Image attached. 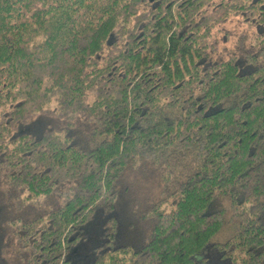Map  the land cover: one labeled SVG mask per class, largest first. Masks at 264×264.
<instances>
[{
  "label": "trees",
  "instance_id": "obj_1",
  "mask_svg": "<svg viewBox=\"0 0 264 264\" xmlns=\"http://www.w3.org/2000/svg\"><path fill=\"white\" fill-rule=\"evenodd\" d=\"M209 248L264 264V0H0V264Z\"/></svg>",
  "mask_w": 264,
  "mask_h": 264
},
{
  "label": "rangeland",
  "instance_id": "obj_2",
  "mask_svg": "<svg viewBox=\"0 0 264 264\" xmlns=\"http://www.w3.org/2000/svg\"><path fill=\"white\" fill-rule=\"evenodd\" d=\"M227 29L232 30L235 25L228 24L225 26ZM201 261L199 264H230L220 258L219 253L213 248H209L208 251L201 256Z\"/></svg>",
  "mask_w": 264,
  "mask_h": 264
}]
</instances>
